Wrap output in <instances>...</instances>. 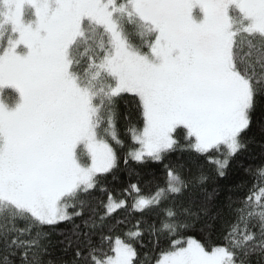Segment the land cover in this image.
<instances>
[{
	"label": "snow or ice",
	"instance_id": "obj_1",
	"mask_svg": "<svg viewBox=\"0 0 264 264\" xmlns=\"http://www.w3.org/2000/svg\"><path fill=\"white\" fill-rule=\"evenodd\" d=\"M254 130L264 0H0V264H264V160L220 183ZM133 163L165 176L129 204Z\"/></svg>",
	"mask_w": 264,
	"mask_h": 264
},
{
	"label": "trees",
	"instance_id": "obj_2",
	"mask_svg": "<svg viewBox=\"0 0 264 264\" xmlns=\"http://www.w3.org/2000/svg\"><path fill=\"white\" fill-rule=\"evenodd\" d=\"M126 109L124 106H121L122 114H126ZM125 121L123 119L120 120L118 124L119 131L121 133L122 138L126 143H131L130 138L127 136L125 132ZM254 135L257 143L253 144L250 147V150L247 154L240 157L236 163L232 166V171L229 177L226 180L220 181L221 185L226 187H232L236 184L241 183L242 181H246L245 186L238 190V195L243 196L248 189V186L252 183V178L245 174L244 168L249 166H255L261 163L264 160V151H262L259 146V141L262 139L259 132L254 130ZM172 162L175 164H182L185 168H192L195 171L196 165H203L205 169H208L210 165L204 160L194 161L192 158L188 157L186 154L181 155L180 153H176L172 157ZM133 172H129L127 168L123 165L121 166V171L116 175L115 178L111 176L106 181L105 187H107L113 194L116 199H124L127 203L131 204L133 197L137 196L138 193L131 189L132 184H137L141 189L139 194L147 195L150 192L154 191L157 184H163L164 182V169L160 165L149 164L147 166H138L136 164H132ZM119 219H127L128 226H131V223L134 222L138 216L136 214H131L125 216V214L121 211L118 216ZM145 219H151V217H145ZM219 242V241H218ZM144 246L140 248V252L142 254H147L150 257H154L157 253L153 247V242L149 241L148 237H145ZM55 255L61 256L63 253L60 250V246L58 245L55 249ZM67 259H70V254Z\"/></svg>",
	"mask_w": 264,
	"mask_h": 264
}]
</instances>
